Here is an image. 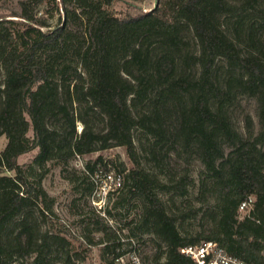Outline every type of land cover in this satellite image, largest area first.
<instances>
[{
	"label": "trees",
	"instance_id": "16d2710c",
	"mask_svg": "<svg viewBox=\"0 0 264 264\" xmlns=\"http://www.w3.org/2000/svg\"><path fill=\"white\" fill-rule=\"evenodd\" d=\"M112 1L19 0L0 13V264L27 256L77 264L42 184L49 161L92 197L95 173L111 165L126 193L115 205L140 202L129 234L102 217L91 222L104 264L128 252L122 235L139 250L145 233L157 248L149 264H194L181 247L204 240L264 264V0H157L151 9L129 2L135 12L118 15ZM243 97L256 101L258 129L250 112H237ZM111 146L125 149L130 167L98 155L80 173L68 168ZM32 150L36 168L27 172L18 159ZM194 159L201 169L190 197ZM103 211L118 218L106 204ZM195 217L198 230L185 226Z\"/></svg>",
	"mask_w": 264,
	"mask_h": 264
},
{
	"label": "rangeland",
	"instance_id": "374dc122",
	"mask_svg": "<svg viewBox=\"0 0 264 264\" xmlns=\"http://www.w3.org/2000/svg\"><path fill=\"white\" fill-rule=\"evenodd\" d=\"M19 0H0V13L11 14L10 12L13 9L18 8ZM129 2H136L141 5L144 9L152 8L154 6L155 0H113L111 5L108 7L109 11L113 15L124 14L128 12L134 13L135 10L129 6ZM50 13V14H49ZM46 14L48 21L51 24H54L58 20V12L56 9L49 11ZM188 38L192 39V35L188 34ZM194 41V39H192ZM195 49L196 47L193 46ZM2 68H0V80L3 78ZM256 101L254 98L243 97L241 99V106L238 108L237 112L247 111L250 112L255 121L256 128L258 129L259 121L256 115ZM242 116L238 119V124L240 129L243 130ZM83 124L81 121H77L76 129L81 131ZM29 135L32 136V132H29ZM7 142L5 135L0 137V150H2ZM36 151L32 150L27 152L19 157V162L25 167L27 172H30L32 168H36L33 159ZM98 155H102L107 160H114L115 163L122 162L125 167H130L131 162L127 156V153L123 147L120 146H111L104 150H97L93 153L85 156H76L70 163L69 169L73 173H80V171L85 170V162L89 159H93ZM115 163H112L115 165ZM182 163V161H180ZM149 164H146L148 166ZM182 165H184L182 163ZM179 166V165H178ZM109 169H115V167L107 166ZM188 172L194 177L195 183L191 187L190 197H193L197 193V184H198V173L201 169V163L199 160L194 159L188 166ZM47 172L42 180V184L47 192L54 199V208L56 211V216L53 218L55 225V231L64 233L72 241L71 255L72 259L76 261L77 264H104V259L101 255V244L97 242V237L99 234H94L92 231L93 224L91 223L97 217H102L103 221L108 225L114 226L120 229L123 233H128L132 224H134L135 219L138 218L140 212V202L133 196L127 197L126 206L123 204L121 206H116L115 202L119 197H122L126 193L122 192V189H117L115 191H110L109 195L106 198V207L111 210L113 215H116V219L109 214L104 213L103 207L100 208L99 205H96L92 196H84L81 193L79 188H76L75 184L62 174V166L53 165L51 161L46 163ZM71 175V174H70ZM96 182H99L96 176H94ZM159 178L162 181L167 179L166 175L161 173ZM97 186V184H96ZM96 188V187H95ZM119 190V191H118ZM162 199L167 202L168 194L164 191H159ZM118 195V196H117ZM176 203L180 204L183 200L181 197H174ZM168 206V204H167ZM118 213H122V218ZM52 223V222H51ZM201 220L199 217H195L192 220H188L185 226L189 224L192 225L191 229L198 230ZM63 228V231L60 229ZM49 227V223L43 224V228ZM91 237H94L93 239ZM140 241L139 252L144 264H149L152 261L153 255L156 253L157 248L156 244L151 241L152 234H142L137 236ZM136 239V238H135ZM161 245L164 244L161 242ZM149 258V259H147ZM31 256H27L21 259H15L10 264H32ZM54 264H66L63 260H57Z\"/></svg>",
	"mask_w": 264,
	"mask_h": 264
},
{
	"label": "built area",
	"instance_id": "2783aa9c",
	"mask_svg": "<svg viewBox=\"0 0 264 264\" xmlns=\"http://www.w3.org/2000/svg\"><path fill=\"white\" fill-rule=\"evenodd\" d=\"M95 176L99 182H96L97 186L93 193L92 200L96 205L102 208L103 204L106 203V198L110 191H115L122 186L124 176L121 172L109 168L98 170ZM252 201L253 198L249 197L240 204L239 209L245 211L252 204ZM121 240H128L129 247L127 253L116 257L117 263L144 264L138 250V240L133 237H125L124 235H122ZM181 252L190 257L194 264H252L244 259L229 254L214 240H204L199 243L186 244L181 247Z\"/></svg>",
	"mask_w": 264,
	"mask_h": 264
},
{
	"label": "water",
	"instance_id": "95a60500",
	"mask_svg": "<svg viewBox=\"0 0 264 264\" xmlns=\"http://www.w3.org/2000/svg\"><path fill=\"white\" fill-rule=\"evenodd\" d=\"M156 3H157V0L155 1V5H156Z\"/></svg>",
	"mask_w": 264,
	"mask_h": 264
},
{
	"label": "clouds",
	"instance_id": "9594fccd",
	"mask_svg": "<svg viewBox=\"0 0 264 264\" xmlns=\"http://www.w3.org/2000/svg\"><path fill=\"white\" fill-rule=\"evenodd\" d=\"M156 1V0H155Z\"/></svg>",
	"mask_w": 264,
	"mask_h": 264
}]
</instances>
